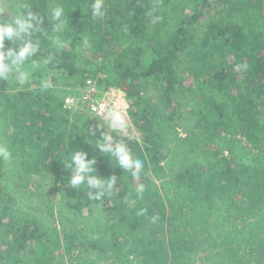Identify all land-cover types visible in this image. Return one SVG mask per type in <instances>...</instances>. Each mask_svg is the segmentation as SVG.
Listing matches in <instances>:
<instances>
[{
    "label": "trees",
    "instance_id": "1",
    "mask_svg": "<svg viewBox=\"0 0 264 264\" xmlns=\"http://www.w3.org/2000/svg\"><path fill=\"white\" fill-rule=\"evenodd\" d=\"M93 2L58 1L59 52L48 0L22 3L41 19L33 59L54 55L33 84L0 81V264H264V0H125L103 18ZM88 79L123 90L136 135L64 105ZM102 131L145 162L140 180L97 150ZM79 150L116 194L69 185Z\"/></svg>",
    "mask_w": 264,
    "mask_h": 264
},
{
    "label": "clouds",
    "instance_id": "2",
    "mask_svg": "<svg viewBox=\"0 0 264 264\" xmlns=\"http://www.w3.org/2000/svg\"><path fill=\"white\" fill-rule=\"evenodd\" d=\"M21 7L24 11L11 16L10 19L0 20V81H10L15 78L23 85L30 80L35 71L48 65L53 60L54 54H49L46 59L40 62L33 59L34 54L41 47L39 39L35 43L32 41L33 34L41 31L39 27L41 19L39 14L32 11L28 5H22ZM91 14L93 18H103L105 16L103 0H94L91 4ZM49 15L52 21V34L48 36V39L51 47L59 52L67 47V41L62 38V35L58 34L61 29L65 30L68 23L65 9L62 6L51 8ZM33 21H36V26H34ZM6 40L9 42L8 45L5 43ZM247 67V64H238L236 70L243 71ZM49 87L48 79H43L41 81L42 90ZM105 116L108 120V126L113 132H126L128 125L122 108L113 106L108 109ZM101 137L97 141V150L111 159L115 158L116 166L130 173L133 180H140L145 169V162L136 158L131 148L122 139L117 140L105 131L101 132ZM0 157L4 160H8L10 157V152L2 145H0ZM87 157L88 152L84 150L71 153L70 160L65 165L67 169L72 170L68 178L69 185L73 188L90 187L95 189L91 194L93 200H102L116 194L117 177L115 175L108 178L102 177L97 173L95 158L88 159ZM134 191L137 199H143L145 185L143 183L136 184ZM125 202L130 208L136 204L135 199H126ZM146 213V208H140L137 215H145ZM152 219L155 221V217Z\"/></svg>",
    "mask_w": 264,
    "mask_h": 264
},
{
    "label": "built area",
    "instance_id": "3",
    "mask_svg": "<svg viewBox=\"0 0 264 264\" xmlns=\"http://www.w3.org/2000/svg\"><path fill=\"white\" fill-rule=\"evenodd\" d=\"M77 90L78 93L67 94L64 97L65 106L82 108L88 115L107 123L109 130L112 129L108 126V120L105 116L108 109L118 106L124 110L125 118L127 117L129 105L123 90L117 87L100 88L92 79H88L85 85L79 87ZM93 128L94 126L91 125L90 129L92 130Z\"/></svg>",
    "mask_w": 264,
    "mask_h": 264
},
{
    "label": "rangeland",
    "instance_id": "4",
    "mask_svg": "<svg viewBox=\"0 0 264 264\" xmlns=\"http://www.w3.org/2000/svg\"><path fill=\"white\" fill-rule=\"evenodd\" d=\"M24 1L25 0H0V20H7L8 18L10 19L11 16L15 15V10H18V8H20V6L22 5V3ZM58 1L59 0H48L49 9L56 7L58 5ZM108 2H115V3L119 2L120 4H124L125 0H103V6L105 8H106ZM83 55L85 57H87L86 53H83ZM92 59H93V57H92ZM13 75H14V73H13ZM36 77H37V72L35 71L32 74L30 80L27 82L33 84V80L36 79ZM13 79H14V81H17V80H15V78H13ZM92 81L95 82V79H92ZM98 87L102 88L101 85L100 86L98 85ZM188 124H189V120L182 122V127L178 128L179 134L184 133L183 128L186 127ZM124 133L130 134V135H136V132L133 128L126 130V132H124ZM41 187H44V190L47 191L49 193V195H51L53 200L56 201L58 199V195L56 194L57 192L53 189L51 183L42 182Z\"/></svg>",
    "mask_w": 264,
    "mask_h": 264
}]
</instances>
